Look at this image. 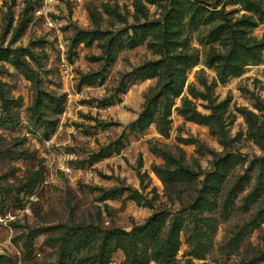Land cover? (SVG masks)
<instances>
[{
    "label": "rangeland",
    "instance_id": "obj_1",
    "mask_svg": "<svg viewBox=\"0 0 264 264\" xmlns=\"http://www.w3.org/2000/svg\"><path fill=\"white\" fill-rule=\"evenodd\" d=\"M43 1L0 0V264H264V0Z\"/></svg>",
    "mask_w": 264,
    "mask_h": 264
},
{
    "label": "trees",
    "instance_id": "obj_2",
    "mask_svg": "<svg viewBox=\"0 0 264 264\" xmlns=\"http://www.w3.org/2000/svg\"><path fill=\"white\" fill-rule=\"evenodd\" d=\"M149 29H152V26L149 27ZM178 60H181L180 58ZM182 61H178V63H180ZM175 65V69H176V65L175 61L174 64ZM161 67V62H155L152 63L150 65H148V69H150V73L148 78H153V77H157L158 76V71ZM177 89L178 87L174 86L172 88ZM153 117H154V113L148 111L147 113H144L138 120V126L141 130H144L148 127L149 124H151L153 122ZM162 225L159 221L158 218V214H156L155 216H153L152 218H150L143 226L140 227V229L138 230L137 234L143 236L145 239L149 240L152 243H157L159 241V236L161 234L162 231ZM176 251H174L175 253ZM154 260L157 262H162L163 259L160 255L159 252H157L154 255ZM100 264H107L105 259H102Z\"/></svg>",
    "mask_w": 264,
    "mask_h": 264
},
{
    "label": "built area",
    "instance_id": "obj_3",
    "mask_svg": "<svg viewBox=\"0 0 264 264\" xmlns=\"http://www.w3.org/2000/svg\"><path fill=\"white\" fill-rule=\"evenodd\" d=\"M54 0H44L43 3L36 9L35 15L37 17H42L46 19V21L51 25V19L49 17V14L51 13V4Z\"/></svg>",
    "mask_w": 264,
    "mask_h": 264
}]
</instances>
